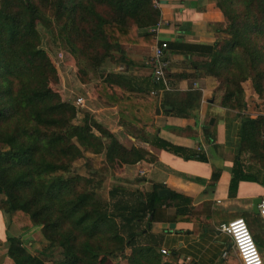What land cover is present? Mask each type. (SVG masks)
<instances>
[{
    "label": "trees",
    "instance_id": "16d2710c",
    "mask_svg": "<svg viewBox=\"0 0 264 264\" xmlns=\"http://www.w3.org/2000/svg\"><path fill=\"white\" fill-rule=\"evenodd\" d=\"M211 2L221 11L224 24L216 29L220 36L216 44L200 47L210 57L198 65V73L216 80L214 94L222 108L238 112L239 152H248L249 162L264 175V116L248 115L244 97L247 85L252 94L264 96V0ZM159 21L152 0H0V193L5 197L1 208L21 233L41 226L47 242L31 256L19 238H9L7 255L14 264H112L116 259L126 264H172L162 261L154 244L137 242L143 233L140 224L146 220L150 225L159 207L158 186L146 195H134L113 184L106 202L88 179L57 176L71 172L72 163L86 151L106 150L111 169L117 163L134 165L152 157L140 148H123L86 115L80 124L73 123L76 111L61 99L57 69L38 31V24L49 29L70 63L83 66L78 70L81 81L90 82L89 72L95 74L123 46L152 45L153 33L147 30ZM127 83L108 75L94 83V91L103 104L116 107L120 117L128 116L144 128L136 111L148 99L158 114L157 97L133 90L129 95ZM199 97L195 91L184 96L167 93L162 112L187 116L184 105ZM148 126L156 130L153 123ZM206 135L211 141L209 131ZM246 169L254 171L252 166ZM245 173L237 161L233 189L240 180L255 181L257 173Z\"/></svg>",
    "mask_w": 264,
    "mask_h": 264
},
{
    "label": "crops",
    "instance_id": "0c3cea01",
    "mask_svg": "<svg viewBox=\"0 0 264 264\" xmlns=\"http://www.w3.org/2000/svg\"><path fill=\"white\" fill-rule=\"evenodd\" d=\"M152 1L160 12L159 23L147 30L153 33L154 43L123 46L120 52L114 53L113 59L107 58L99 66L95 82L115 75L128 82L125 89L129 95L132 90L147 96L160 90L161 86L154 84L151 78L150 59L153 47L161 41L166 42L169 48L165 50L164 58L168 63L171 91L155 95L159 113L154 114L152 102L144 99L136 111L138 121L147 125L142 128L136 120L120 117L116 107L103 104L95 94L94 82L78 81L79 93L74 97L85 96L89 101L87 110L73 121L80 124L84 115L89 114L123 148L143 149L152 159L134 165L117 163L111 169L106 150L99 153L86 151L72 163V170L76 176L91 181L94 191L106 202H110L108 192L113 184L134 195H146L152 186L159 187L161 201L154 220L150 225L146 220L140 224L138 230L143 233L137 242L152 243L159 253L166 251L165 256L161 255L163 262L241 264L230 237L222 232L221 227L242 218L249 224L264 262V227L259 215L252 211L255 198L264 200V175L258 174L257 167L249 162L248 152H239L238 112L222 108L218 95L214 94L216 80L198 73V65L210 57L208 51L200 47H212L219 41L216 29L224 24L223 15L211 0ZM57 87L62 99L66 100L68 94L62 90L65 88L63 83ZM194 91L200 93V97L184 105L187 116L162 112L161 103L167 93L184 96ZM70 93L74 94L72 90ZM116 94L123 95L119 89ZM165 100L170 104L167 97ZM248 110L246 104V113L252 116ZM149 122L153 123L155 131L148 126ZM208 131L211 141L206 135ZM93 133L100 136L97 131ZM87 161L91 163L92 171L85 169ZM237 161L245 166V175L257 174L255 181L240 180L233 189L231 184ZM250 166L254 171L246 169ZM160 191L165 192L160 195ZM132 197L135 201V196ZM4 200L0 193V264H14L7 255L9 238H19L31 256L40 253L47 243L43 240L41 226L21 233L1 208ZM129 252V249L125 250L126 255ZM112 264H126V261L116 259Z\"/></svg>",
    "mask_w": 264,
    "mask_h": 264
},
{
    "label": "built area",
    "instance_id": "2783aa9c",
    "mask_svg": "<svg viewBox=\"0 0 264 264\" xmlns=\"http://www.w3.org/2000/svg\"><path fill=\"white\" fill-rule=\"evenodd\" d=\"M167 49V43L161 41L153 47L152 56L150 59L151 78L155 84H159L160 90L155 91L154 94L171 91L170 80L167 74L168 63L164 58V52ZM56 69H73L70 63L69 55L63 50H59L52 58ZM89 98L79 96L73 101V107L76 111L77 117L83 110H87V103ZM253 117V116H251ZM258 215L262 220L264 226V200L261 199L257 205ZM222 232L230 237L234 250L241 264H262L263 259L257 249L253 237L243 219H235L221 227ZM162 256L166 255V251L161 250Z\"/></svg>",
    "mask_w": 264,
    "mask_h": 264
},
{
    "label": "rangeland",
    "instance_id": "374dc122",
    "mask_svg": "<svg viewBox=\"0 0 264 264\" xmlns=\"http://www.w3.org/2000/svg\"><path fill=\"white\" fill-rule=\"evenodd\" d=\"M52 28H51V30H53ZM38 31H39V33L41 35L42 47L48 53V55L53 58L55 56V54L59 50H62L61 49L62 48L61 44L59 43V41L57 39L53 38L54 34L52 35L51 31H49V29H47V28H44L42 24H38ZM82 68H83V66L77 67V65L75 64V66L73 65V69H68V68H66V69H57L58 77H59V85H60V82H62L64 87H65L64 89L62 88V90H65V93L68 94V95L65 94V93L63 94V95H67L68 96V98H65L67 101L63 100L62 97H61V99L63 101L68 102L70 104H71V101H74L75 94L79 93V90L77 88V85H78L77 82L78 81L80 83H88V82L81 81V75L79 74L78 70L82 69ZM90 71H92V70H90ZM89 73H90L89 74V79H91V80L93 79L92 82L95 83V81L97 80V74L98 73L97 72L95 74H93L91 72H89ZM243 89H244V87H243ZM246 89H247V94H246L245 89H244V97H245L246 104H248V107L250 108V110H248V111H250L252 116H256V117L257 116H264V96H262V97L257 96L258 98H256V94L255 93L252 94L249 85H247ZM70 90H72L74 92V94L70 93ZM59 93H60V91H59ZM252 97H254L255 100ZM72 105H73V102H72ZM86 116L90 117L89 114H86ZM90 164L91 163L88 162V161L85 162L84 166H85V169L87 171H92V166ZM71 172L69 171L68 174L67 173H62V172H57V176H67V175L70 176L71 174H75L76 175L75 171H73L72 169H71ZM111 173H112V171H111ZM100 176L102 177L103 175H100ZM45 243H47V242L45 241ZM37 255H38V253H37ZM46 264H50V263H46Z\"/></svg>",
    "mask_w": 264,
    "mask_h": 264
},
{
    "label": "water",
    "instance_id": "95a60500",
    "mask_svg": "<svg viewBox=\"0 0 264 264\" xmlns=\"http://www.w3.org/2000/svg\"><path fill=\"white\" fill-rule=\"evenodd\" d=\"M165 191H160V195H162ZM261 199L260 198H255L252 202V211L253 213L258 215V209H257V205L260 203ZM264 264V262L262 263Z\"/></svg>",
    "mask_w": 264,
    "mask_h": 264
}]
</instances>
